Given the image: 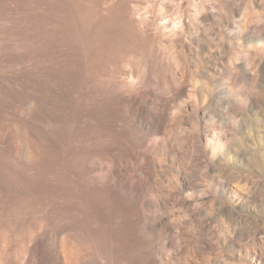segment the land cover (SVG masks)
<instances>
[{
  "label": "rangeland",
  "instance_id": "rangeland-1",
  "mask_svg": "<svg viewBox=\"0 0 264 264\" xmlns=\"http://www.w3.org/2000/svg\"><path fill=\"white\" fill-rule=\"evenodd\" d=\"M29 7L0 1V264H264V0H101L75 40Z\"/></svg>",
  "mask_w": 264,
  "mask_h": 264
},
{
  "label": "bare ground",
  "instance_id": "bare-ground-1",
  "mask_svg": "<svg viewBox=\"0 0 264 264\" xmlns=\"http://www.w3.org/2000/svg\"><path fill=\"white\" fill-rule=\"evenodd\" d=\"M88 1L90 0H26V3L30 4V7L27 8V12H29V15L32 16V18L36 19L35 25L38 23L40 28L42 24H51L50 29H52L53 39L65 38L67 40H75L78 38H90L91 28L94 26V21L99 15L100 11H102V9L100 10L101 0H95L97 2V5L95 6L89 5ZM104 4L105 3H103V5ZM108 20L109 18L106 17L103 19V21L101 20L97 30L98 36L102 34V28L104 24L108 22Z\"/></svg>",
  "mask_w": 264,
  "mask_h": 264
}]
</instances>
